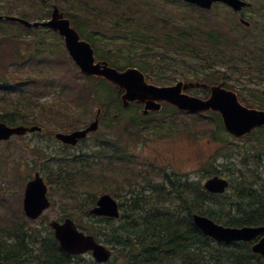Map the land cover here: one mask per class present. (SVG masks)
I'll return each mask as SVG.
<instances>
[{"label":"rangeland","instance_id":"374dc122","mask_svg":"<svg viewBox=\"0 0 264 264\" xmlns=\"http://www.w3.org/2000/svg\"><path fill=\"white\" fill-rule=\"evenodd\" d=\"M45 1H48L47 8L41 6L40 0H0V12L8 11L6 14L16 16L24 14L23 17L31 21L39 17L48 18V10L51 9L52 4L59 8L61 0ZM247 1L251 2V7L243 13L245 19L250 22L248 27L240 24L236 12L220 3L204 12L179 1L170 2L166 7L157 4L162 11L173 17L174 22L179 23L180 27H185L188 20L187 23L195 19H204L207 23L205 29L220 31L227 40L233 44L236 42L240 46L241 50L237 49L235 52L229 50L230 53L221 54L218 61L224 62L221 70L233 76L228 81V85L242 92L244 91L240 82L236 80V75L258 74L255 72V67L258 66L255 64L252 66L253 70L249 71L248 66L243 65L242 58L251 57L247 53L255 48L259 59L262 58L264 61V0ZM183 19L185 20L182 21ZM2 23L0 39L4 31L11 34L9 39L15 34V39L0 44V71L8 72L3 76L7 78L10 86L15 87V90L11 92L0 90V109L7 112L14 108L19 109L25 115L22 124H37L45 128V131L24 137L13 136L0 142V230L10 227L13 223L24 222L26 228H38L39 236L46 237L47 222L64 217L72 218L83 227L100 225L96 223V219L86 214L92 206V199L108 192L118 201H125L124 192L128 182L136 184L152 177L154 179L158 175L161 167L153 162L155 157L151 147L158 149L163 156L173 153L176 157L174 169L192 180L202 182L209 164L211 170L214 164L227 177L225 163L231 156L224 148L228 142L240 145L244 139L234 141L231 135L216 127V120H212L209 114H204L206 117L201 119L203 114L172 115L167 105L163 108L165 112L136 119L133 122L138 113L136 105L119 111L112 104L101 111L97 130L77 146H65L56 141L54 132L71 131L91 122L99 100H104L105 97L96 99L93 94L86 96L80 91L82 84H87L91 88L92 82L86 81L81 76L65 50L62 37L57 33L46 27L26 28L14 21ZM120 45V42L116 44L117 47ZM160 51L161 48L154 54L159 53L158 56L163 57L168 66L159 59L153 60L154 56L144 54V51L142 53L145 58H152L151 62L155 65L158 61L160 65L163 64L168 85L182 78L180 76L183 74L188 76L202 69L201 64L204 60L189 53H176L169 59ZM116 63L120 65L122 61ZM198 67L201 69L196 70L195 68ZM243 83L247 84L246 89L248 85L258 89L264 87V81L261 80ZM249 92L253 91L249 90L243 94L247 100L252 101ZM99 93L103 94L102 90ZM104 102H107L106 99ZM118 112V118L114 120L113 115ZM258 136L260 132L253 134L255 139ZM100 140L114 141L117 146H121L123 154L125 151L127 156L133 155L131 165L127 162L108 164L101 161L100 163L96 159L93 162L96 157L93 154L97 151ZM216 152L215 161L210 162L212 160L210 157ZM80 154L90 156L87 157L84 166L82 162L66 159ZM59 158L58 162L61 163L62 168L66 164L71 166L69 169L73 174L71 175L75 184L71 183L73 187L67 185V181L61 183L57 178ZM152 163L155 170L151 168ZM35 170H39L45 180L48 179V196L51 205L39 219L31 221L22 212V198L24 185ZM167 170L171 171L170 168ZM83 183H91V185L85 186L86 184ZM84 186L87 190H82ZM42 221L45 223L42 224ZM69 264L94 263L89 255H84L70 259Z\"/></svg>","mask_w":264,"mask_h":264},{"label":"trees","instance_id":"16d2710c","mask_svg":"<svg viewBox=\"0 0 264 264\" xmlns=\"http://www.w3.org/2000/svg\"><path fill=\"white\" fill-rule=\"evenodd\" d=\"M40 1L41 6L47 8L48 1ZM173 1L176 0H61L58 6L80 36L92 45L96 58L106 60L111 66L119 69L135 66L145 73L149 81L167 84L168 78L164 76L166 69L162 65L169 64L163 57L162 59L158 56L159 53L154 54L161 48L160 53L169 59L176 53H189L204 60L202 69L198 67L203 73L199 78L213 83L221 80L224 73L221 66L224 62H219L218 59L221 54H228L229 50H241L240 46L236 42L231 43L220 31L205 29L207 23L204 19L187 23L188 20L185 27H180L173 17L157 6L159 4L160 7H166ZM43 19L45 17L36 18ZM2 22L0 21L1 25ZM10 35L4 31L0 44L15 39V34L9 39ZM118 42L121 43L120 47L116 46ZM143 51L144 54L154 56L153 60L163 61V64L160 65L158 61L155 65L151 62L152 58L144 57ZM245 60L247 57L242 58L243 65L252 71V62ZM260 60L262 65L259 64L258 67H264L263 59ZM117 61H122V64L117 65ZM0 72V90H15L4 77V73L8 72ZM82 77L92 82L91 88L82 84L80 91L83 94H93L96 99L105 97L98 103L101 110L112 104L119 111L124 109L117 88L111 83L94 76ZM101 90L103 94L99 93ZM105 99L107 102H104ZM168 107L172 115L178 113L175 108ZM161 112H165L164 109ZM142 118L144 116L138 112L133 122ZM211 118L219 121L216 113H212ZM0 120L9 125L18 124L25 121V115L16 108L9 112L0 109ZM216 127L223 131L221 124H216ZM257 132H260V138L257 137L255 141L258 142V152L262 155L264 128L256 129L255 133ZM98 144V149L93 154L96 156L93 162L96 159L100 163L105 161L108 164H130L133 159V155L128 154L127 157L125 151L123 154L119 145L114 147V154H111L110 140H100ZM233 152L226 169L229 171V190L224 194L209 193L204 190L200 180H192L187 175L161 168L155 177L157 181H153L155 178L152 177L139 182L140 184L128 182L124 192L125 201L120 202L119 219L97 218L96 223L100 225L90 227H83L76 221L75 223L113 250V257L104 264H264V259L251 251L252 242H216L205 236L192 221L191 215L198 213L227 226L264 225V162L260 160L254 169L249 157L239 158ZM216 154L210 162L215 161ZM87 157L90 156L80 154L66 159L82 162L84 166ZM59 160L60 158L57 159V178L61 183L67 181V185L73 187L75 184L69 169L71 166L66 164L62 168ZM151 165L152 170H155L154 165ZM205 173L206 176L225 175L214 164L212 170L209 164ZM85 186L82 190H87ZM91 204H94V199ZM46 229V237H37L38 228H26L24 222L1 229L0 237L3 239L0 240V260L13 261L16 264H23L28 259L33 264H67L66 254L60 249L53 231L49 227ZM7 237L13 238L8 241ZM45 259L47 262H43Z\"/></svg>","mask_w":264,"mask_h":264},{"label":"water","instance_id":"95a60500","mask_svg":"<svg viewBox=\"0 0 264 264\" xmlns=\"http://www.w3.org/2000/svg\"><path fill=\"white\" fill-rule=\"evenodd\" d=\"M184 1L203 8H210L213 2L222 1L234 10H239L242 6L247 5L243 0ZM2 19L16 21L26 27L43 26L57 31L64 39L69 56L84 75L103 78L117 86L119 90H123L121 101L125 107L130 101H136L144 104L143 113H147L149 110H160L163 101L191 113L217 111L226 131L236 137L249 134L255 127L264 126V110L249 108L241 104L235 92L227 90L221 85L212 86L210 96L207 99H201L182 92V89L190 85H199V83L178 81L173 85L158 86L147 82L144 74L136 67L118 70L105 60H96L90 43L80 37L70 20L64 17L56 5L52 6L50 18L47 20L29 21L18 16L0 15V20ZM99 112L98 109L93 121L85 128L69 133L57 132L55 137L63 143L75 145L88 132L97 129ZM38 129L39 127L35 125L28 128L22 125L9 126L0 121V140H6L14 134L22 135L27 130ZM203 186L209 192L222 193L228 186V181L214 175L207 178ZM46 190L47 187L42 177L38 172H35L34 177L27 182L24 189L23 211L29 218L39 217L42 211L49 206ZM90 213L116 218L119 216L118 204L110 194H102L98 197L96 205L90 210ZM192 220L205 236L218 242L251 241L257 236H261L251 248L253 252L264 257V226L230 227L216 223L211 218L197 213L192 214ZM49 226L54 230L60 247L68 253L82 254L91 251L92 256L98 262H106L111 257V252L105 245L98 243L92 235L79 230L70 218H66L63 222L52 220L49 222ZM0 264L9 263L0 262Z\"/></svg>","mask_w":264,"mask_h":264},{"label":"flooded vegetation","instance_id":"af4514ba","mask_svg":"<svg viewBox=\"0 0 264 264\" xmlns=\"http://www.w3.org/2000/svg\"><path fill=\"white\" fill-rule=\"evenodd\" d=\"M251 7V2L249 3L248 6H245L243 8H241V10L239 11H234L239 15V22L240 24H242L244 27H248L250 26V22L248 20L245 19L244 16V11H246L248 8ZM247 21V22H245ZM248 55H251V57H247V60H250L253 64V66H255V62L256 65L258 66L259 64L262 65V61L259 59V55L257 53V51L254 49H252L251 51L248 52ZM245 60V62L247 61ZM196 70L199 68H195ZM200 70V69H199ZM210 70V69H209ZM255 72H257L258 74L255 75L254 74H244V73H239L236 75V80L238 82H240L241 84V89L244 91L241 92L238 91L237 89H233L232 86L228 85V81L233 78V76H229L227 74V71H224L223 75H222V79L215 82V83H210L205 81L202 78H199V75H203L202 70L200 71H195L192 74H189L188 76L186 74L181 75L176 82L178 81H182L183 83H199V85H190L185 89H182L183 93H186L188 95L197 97V98H201V99H207L210 94V88L214 85H221L222 87H224L227 90H231L234 91L238 101L248 107L251 108H255V109H259V110H264V87H261L260 89L255 88V86L252 85H248L249 87L246 89L245 87L247 86V84L243 83L245 81H264V67H255ZM198 74V75H195ZM231 75V74H230ZM187 76V77H186ZM198 77V78H197ZM202 84H205V86H202ZM249 90L256 92H249L248 94L250 95V97L253 99L252 101L247 100L244 96L245 94L243 93H247ZM260 92V94H259ZM131 104H135V103H131ZM164 103H162L163 106ZM139 108L143 107V104H136ZM150 114V113H149ZM19 124V123H18ZM30 123L29 124H23V126H26L27 128L30 127ZM260 128H264V126H261ZM45 131V128L40 127L39 130L36 131H26L25 134L21 135V137H24L26 135H30V134H34V133H42ZM255 131V130H254ZM255 133V132H254ZM90 135V134H89ZM20 137V136H19ZM234 141H240L241 139H244L242 144H237V143H233V142H228L225 146V148L227 149V154H231L232 151H234L232 154H234L235 156L242 158V157H249V161L252 162L253 168L255 169V164L258 165L260 160H263L264 162V154L260 155L258 152V142L255 141V137L253 136H246V137H234L232 136ZM151 151L152 154L155 157V162L158 166L161 167H165L166 169L170 168L172 169L174 172H176V170L174 169V164H175V160L176 157L174 156L173 153L168 154L167 156H163L161 153H159L158 149L151 147ZM240 153V154H239ZM214 155H212L210 158L212 159ZM228 167V161L225 163V169H227ZM264 168V166H263ZM35 172H37L36 170L33 172V175L35 174ZM227 174L229 175V171H227ZM32 175V177H33ZM40 175L42 176L44 182H48V179L45 180L44 176L40 173ZM224 176L228 182H229V177ZM231 178V177H230ZM230 183V182H229ZM49 192V191H48ZM49 197V196H48ZM50 199V197H49ZM65 218V217H64ZM64 218L62 219H58L59 221H62ZM3 239V237H0V240ZM43 255L45 254V252L42 253ZM54 256V255H53ZM46 257V256H45ZM55 257V256H54ZM63 257H65V255H63ZM75 256H69L66 255V259H67V263H69V260L74 258ZM66 260H64L65 262ZM43 262H47V259L43 260ZM49 264V263H47Z\"/></svg>","mask_w":264,"mask_h":264}]
</instances>
